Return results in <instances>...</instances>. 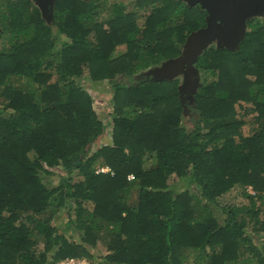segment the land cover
<instances>
[{
    "label": "trees",
    "instance_id": "1",
    "mask_svg": "<svg viewBox=\"0 0 264 264\" xmlns=\"http://www.w3.org/2000/svg\"><path fill=\"white\" fill-rule=\"evenodd\" d=\"M31 3L8 2L0 34V264H264V22L199 56L188 128L179 79L134 74L181 54L207 24L200 4L56 0L50 22ZM103 80L112 141L94 148L108 123L90 89ZM237 184L246 211L219 200ZM61 207L70 235L53 223Z\"/></svg>",
    "mask_w": 264,
    "mask_h": 264
},
{
    "label": "water",
    "instance_id": "2",
    "mask_svg": "<svg viewBox=\"0 0 264 264\" xmlns=\"http://www.w3.org/2000/svg\"><path fill=\"white\" fill-rule=\"evenodd\" d=\"M45 10H50L55 0H35ZM189 4L200 2L208 10L207 24L190 32L183 44L181 54L164 61L160 66L149 70L157 80L172 79L174 75L185 71L188 82L180 85V91L189 86L192 91L200 85L199 69L194 65L199 56L218 37V46L235 48L246 34L245 23L255 6L264 0H185ZM247 11L244 14L242 9ZM245 15V16H244ZM237 18L239 20H237ZM220 20V21H218Z\"/></svg>",
    "mask_w": 264,
    "mask_h": 264
},
{
    "label": "rangeland",
    "instance_id": "3",
    "mask_svg": "<svg viewBox=\"0 0 264 264\" xmlns=\"http://www.w3.org/2000/svg\"><path fill=\"white\" fill-rule=\"evenodd\" d=\"M115 0H106L104 1V4H106L108 2V6H110V4L112 2H114ZM126 1V0H125ZM127 1H132V0H127ZM31 8H34L35 5H38V7L40 8L39 4H37V2L35 0H32L31 3ZM259 6L261 8L262 11H257L254 13H250L247 18L252 17L255 20H260L261 22H264V3L261 2L259 3ZM41 9V14L43 16L46 17V19L48 21H52L53 20V12L50 13L48 10ZM247 11L246 7L242 9V12ZM11 11V10H10ZM105 11V9L103 10ZM104 12L102 13V16L104 17ZM245 16V15H244ZM4 19V17H3ZM237 20H239L237 18ZM264 24V23H263ZM4 25H7L6 22H4ZM25 28L29 27L28 23H25ZM8 28H10L11 24H8ZM2 27V26H0ZM4 28V26H3ZM250 26L248 24V22L245 23V30H249ZM3 42V36L0 37V46L2 45ZM61 40H56V45L57 47L60 46L61 44ZM215 45L218 46V37H216L213 42L209 45ZM208 46V47H209ZM123 48H125L123 45H120L118 47V50H122ZM167 60V59H166ZM164 60V61H166ZM163 61V62H164ZM161 62V64L163 63ZM160 63L157 65H153L150 66L146 69L143 70H139L138 72H136L134 74V77L136 79H143V78H152L153 74H149V70L153 69L155 67H158L161 65ZM194 65L197 66V63H195ZM198 67V66H197ZM199 69V74H200V85L196 88L195 91H192V87L189 86V88H187L186 90L181 92V98L182 101L184 103V114H183V123L188 127V128H193L195 126V118H198L200 116V113L198 110L195 109L196 107V103H195V93L198 91V89L200 88L201 84H202V79H203V73ZM173 78H178L180 81V85L188 82L189 80H187L186 75H185V71H182L176 75H174ZM111 85L110 82L108 80H103L97 83V85L95 87H91V93L93 95L94 98V106L96 108V110L98 111L99 114H102L104 116L105 122L107 121L108 123V127L107 130L104 134H102L95 142L94 148H96L97 146H101L102 144L105 143H110L112 141V128H113V124H112V117L111 115L109 116V112L112 111V103H111V98H112V92H111ZM243 106H238V109L240 110V113H242L244 111V106H249L250 103L248 102H242ZM256 114V112L254 113H248L245 118H246V123L243 125V131L245 134H250L252 132V120H253V115ZM239 116V115H238ZM209 125V124H208ZM65 171L62 170L60 167L55 168V172L53 173L54 176H52V178L50 179V183L54 184L58 181L59 179V174H64ZM176 184H180V182L178 181ZM250 192L254 193L253 190H251V186H248V188ZM245 191V187L242 186L241 184H237L234 187H232L230 190H228L226 193H224L223 195L219 196V200L221 203L226 204V205H235L238 206L242 211H246L248 208H250V206H252V201L250 200V198L244 193ZM133 192V196L135 197L137 195V190L136 188L132 190ZM65 206V204H64ZM257 206H259L261 208V214H264V200L263 199H258L257 201ZM67 208V207H66ZM64 207H61V209L56 213V216L53 220V223L56 224L58 226V228L60 230H65L66 231V227H67V223H68V214H67V210ZM243 216L242 212L240 211L239 213V217ZM68 231L67 234L70 235L71 231L69 229H67ZM96 250H101L102 252L104 251L103 247H98L96 248Z\"/></svg>",
    "mask_w": 264,
    "mask_h": 264
},
{
    "label": "flooded vegetation",
    "instance_id": "4",
    "mask_svg": "<svg viewBox=\"0 0 264 264\" xmlns=\"http://www.w3.org/2000/svg\"><path fill=\"white\" fill-rule=\"evenodd\" d=\"M10 1H16V0H0V26H2V27H0V34H1V32L3 31V26H4V21H3V15H4V12L7 10L6 9V5H7V3L8 2H10ZM104 1H106V0H104ZM116 1H119V0H115L114 2H116ZM127 1V0H126ZM183 1H185V0H183ZM127 2H132V1H127ZM186 3H188L187 1H185ZM55 3H56V0H55ZM55 3L53 4V6L51 7V9L50 10H48L50 13H52L53 12V14H54V11H55ZM113 3V2H112ZM108 4V2L106 3V8H105V11H108V9H109V7L111 6V4H110V6H108L107 5ZM189 4V3H188ZM197 4H200V6L201 7H203V5L200 3V2H197V3H194V4H192V5H197ZM189 5H191V4H189ZM41 8V7H40ZM203 8H205V7H203ZM255 10H258L259 12L260 11H262L261 10V8H260V6H259V4H257L255 7ZM206 9V8H205ZM206 11H207V13H206V16H207V14H208V10L206 9ZM254 12H257V11H254ZM252 17H250V18H246V22H248V24H249V20L251 19ZM253 19V18H252ZM256 19V18H255ZM218 21H220V20H218ZM206 23H207V19H206Z\"/></svg>",
    "mask_w": 264,
    "mask_h": 264
},
{
    "label": "built area",
    "instance_id": "5",
    "mask_svg": "<svg viewBox=\"0 0 264 264\" xmlns=\"http://www.w3.org/2000/svg\"><path fill=\"white\" fill-rule=\"evenodd\" d=\"M111 167L108 165H102L99 168V171H109ZM129 177H134V174H130ZM57 264H93L88 257H75V256H66L58 261Z\"/></svg>",
    "mask_w": 264,
    "mask_h": 264
},
{
    "label": "crops",
    "instance_id": "6",
    "mask_svg": "<svg viewBox=\"0 0 264 264\" xmlns=\"http://www.w3.org/2000/svg\"><path fill=\"white\" fill-rule=\"evenodd\" d=\"M161 64V63H160ZM153 78V77H152Z\"/></svg>",
    "mask_w": 264,
    "mask_h": 264
}]
</instances>
